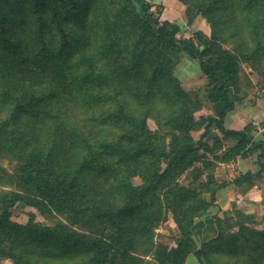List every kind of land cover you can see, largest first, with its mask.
<instances>
[{
  "label": "trees",
  "instance_id": "obj_1",
  "mask_svg": "<svg viewBox=\"0 0 264 264\" xmlns=\"http://www.w3.org/2000/svg\"><path fill=\"white\" fill-rule=\"evenodd\" d=\"M181 1L188 12L198 8L213 35L184 36L144 0H0V157L17 165L13 174L0 166V181L16 188L0 196V258L186 264L194 255L200 264H264V215L217 217L218 236L203 244L194 230L218 191L255 178L217 183L215 160L201 150L221 151L223 163L264 158L253 125H227L232 92L243 87L239 63L264 93V0ZM182 59L208 80L215 113L203 122L202 104L175 75ZM213 129L221 135L214 147L205 143ZM18 203L64 221L47 226L32 213L19 223ZM169 214L181 233L175 246L157 240Z\"/></svg>",
  "mask_w": 264,
  "mask_h": 264
},
{
  "label": "rangeland",
  "instance_id": "obj_2",
  "mask_svg": "<svg viewBox=\"0 0 264 264\" xmlns=\"http://www.w3.org/2000/svg\"><path fill=\"white\" fill-rule=\"evenodd\" d=\"M145 2L153 4L155 7H161V14L160 17L162 20H167L169 22L177 24L184 36H189L193 32H203L208 36L213 35V28L208 21V19L198 12V8L190 9L185 1L181 0H144ZM229 46V45H228ZM231 46V45H230ZM229 46V47H230ZM231 48V47H230ZM240 67L242 68L239 86L241 90L233 91L232 98L235 101V104L241 103L244 99L248 98V95L253 94L255 98H262L264 97V93L260 90V77L251 70V68L247 64L239 63ZM175 75L180 80L181 86L188 92L191 98L196 101L200 102L203 108L197 113L196 117L200 122L205 121L208 116L214 115V109L211 103L208 101L207 98V78L202 74L200 67L197 63L190 61L188 59H182L179 64L175 68ZM251 80V81H250ZM250 82L254 83V87L249 84ZM257 84V85H256ZM228 124V122H227ZM252 125V124H251ZM257 125H253L255 131L257 132ZM261 125V124H260ZM149 126L151 130L154 132L156 136H161L160 128L158 124L154 120H150ZM248 126V125H247ZM205 128V126H203ZM218 131L214 129L210 131L208 134L205 143L213 146L214 141L216 140V134ZM205 133L204 129H202L201 133ZM221 137V135H220ZM223 145L228 146L230 145L229 142H224ZM202 154H205L211 160H215L214 167L209 171V175L216 179L217 183L228 182L234 178V176L238 175V171L234 167V161L230 163H223L219 160H216V157H223L222 152H215V150L207 151L205 149L201 150ZM0 166L5 168L10 173H15L17 171V165L14 162L7 160L6 158L0 157ZM207 177L205 176L202 180V183L207 182ZM184 186H188L187 183H184ZM194 187V186H193ZM198 192H200L201 188L199 185L195 187ZM16 188L10 184L8 180H1L0 181V196L2 194H6L9 191H14ZM203 192V196L208 200L209 194L208 192ZM242 211L246 214H253L257 216V207L255 205L250 204L249 202L243 204ZM13 214L16 220L19 223H27L29 217L32 213H36L37 220L42 222L44 225L52 226L57 223H62L63 217L57 214H48L45 216L39 215L35 210L26 206L24 203H18L13 207ZM263 215V214H262ZM224 217V216H222ZM200 220H197L199 222ZM66 223V222H65ZM70 224V223H68ZM224 227H227V224H223ZM181 238L180 230L173 218L172 214L168 215V220L164 223L161 228L157 231V240L160 243H163L168 246H175L176 242ZM213 259H216L213 256Z\"/></svg>",
  "mask_w": 264,
  "mask_h": 264
},
{
  "label": "crops",
  "instance_id": "obj_3",
  "mask_svg": "<svg viewBox=\"0 0 264 264\" xmlns=\"http://www.w3.org/2000/svg\"><path fill=\"white\" fill-rule=\"evenodd\" d=\"M257 123L264 126V97L255 98L253 94H250L248 98L236 104L234 111L228 117L227 125L235 129H244L249 124L257 125ZM254 138L264 144V134L255 132ZM259 155L260 152L246 159L234 161V167L238 171L236 176L252 173L255 178L240 186L230 184L217 192L216 206L208 211L207 216L201 219L194 229L198 244L209 242L218 236L217 217L232 216L235 210H242L243 204L247 202L258 208L256 210L258 215H264V158ZM234 178L228 182H232ZM255 186L258 188L255 189ZM0 264L13 263L0 258ZM186 264H200V262L196 256L190 255Z\"/></svg>",
  "mask_w": 264,
  "mask_h": 264
},
{
  "label": "built area",
  "instance_id": "obj_4",
  "mask_svg": "<svg viewBox=\"0 0 264 264\" xmlns=\"http://www.w3.org/2000/svg\"><path fill=\"white\" fill-rule=\"evenodd\" d=\"M257 133H260V134H264V126H262V125H258L257 126ZM258 187L257 186H255V189H257Z\"/></svg>",
  "mask_w": 264,
  "mask_h": 264
},
{
  "label": "water",
  "instance_id": "obj_5",
  "mask_svg": "<svg viewBox=\"0 0 264 264\" xmlns=\"http://www.w3.org/2000/svg\"><path fill=\"white\" fill-rule=\"evenodd\" d=\"M201 262H202V264H208V261L205 257L201 258Z\"/></svg>",
  "mask_w": 264,
  "mask_h": 264
}]
</instances>
